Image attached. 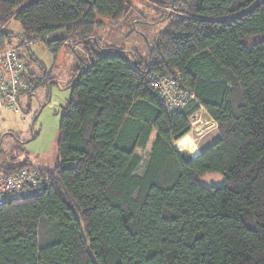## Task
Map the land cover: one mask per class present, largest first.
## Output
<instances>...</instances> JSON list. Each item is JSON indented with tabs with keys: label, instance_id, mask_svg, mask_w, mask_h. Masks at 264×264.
Segmentation results:
<instances>
[{
	"label": "trees",
	"instance_id": "trees-1",
	"mask_svg": "<svg viewBox=\"0 0 264 264\" xmlns=\"http://www.w3.org/2000/svg\"><path fill=\"white\" fill-rule=\"evenodd\" d=\"M142 1L167 22L146 60L94 35L132 0H0V52L19 48L21 94L43 84L33 42L81 44L85 66L68 85L55 165L0 164L49 177L0 206V264H264V0ZM155 75L179 79L186 104L170 108ZM199 110L219 137L186 163L175 144ZM212 173L222 182L201 181Z\"/></svg>",
	"mask_w": 264,
	"mask_h": 264
},
{
	"label": "rangeland",
	"instance_id": "rangeland-1",
	"mask_svg": "<svg viewBox=\"0 0 264 264\" xmlns=\"http://www.w3.org/2000/svg\"><path fill=\"white\" fill-rule=\"evenodd\" d=\"M132 4L131 12L121 24L107 22L96 28L94 35L102 47L124 49L130 58L135 52L138 59L146 60L150 43L154 42L167 22L158 20L161 13L155 12L142 0H132ZM6 26L15 35L23 33L24 28L16 19H11ZM69 43L55 52L45 42H33L25 51L35 77H40L43 84L32 88L30 93L21 94L18 110L0 111V164L17 158L21 161L28 159L45 168L55 165L59 127L71 95L68 85L73 79L74 68H85L80 61L84 57L82 45ZM48 79L51 81L46 83ZM154 136L155 132L149 146ZM218 137L215 121L204 110H199L193 115L191 132L181 139L186 148L177 142L175 146L179 151L186 149L196 156ZM201 181L212 185L222 182V175L207 174Z\"/></svg>",
	"mask_w": 264,
	"mask_h": 264
},
{
	"label": "built area",
	"instance_id": "built-area-1",
	"mask_svg": "<svg viewBox=\"0 0 264 264\" xmlns=\"http://www.w3.org/2000/svg\"><path fill=\"white\" fill-rule=\"evenodd\" d=\"M0 65L3 68L0 72V110H18L21 93L25 89L24 81L20 77L25 66L19 58V48L12 46L0 52ZM152 81L167 98L170 108L180 109L186 104L188 93L181 90L179 92V79L155 75ZM48 181L49 177L35 168H24L10 175L0 172V206L9 200L41 192L42 185Z\"/></svg>",
	"mask_w": 264,
	"mask_h": 264
},
{
	"label": "water",
	"instance_id": "water-1",
	"mask_svg": "<svg viewBox=\"0 0 264 264\" xmlns=\"http://www.w3.org/2000/svg\"><path fill=\"white\" fill-rule=\"evenodd\" d=\"M179 153H180V156L183 159V161L186 162V163L191 162L195 158L186 149L180 150Z\"/></svg>",
	"mask_w": 264,
	"mask_h": 264
},
{
	"label": "bare ground",
	"instance_id": "bare-ground-1",
	"mask_svg": "<svg viewBox=\"0 0 264 264\" xmlns=\"http://www.w3.org/2000/svg\"><path fill=\"white\" fill-rule=\"evenodd\" d=\"M178 144L181 145V146H183V148H186V147H185V144H184L183 141L179 140ZM191 155H192L193 157H195V156L192 154V152H191Z\"/></svg>",
	"mask_w": 264,
	"mask_h": 264
},
{
	"label": "crops",
	"instance_id": "crops-1",
	"mask_svg": "<svg viewBox=\"0 0 264 264\" xmlns=\"http://www.w3.org/2000/svg\"><path fill=\"white\" fill-rule=\"evenodd\" d=\"M192 154H193V152H192ZM195 156V155H194Z\"/></svg>",
	"mask_w": 264,
	"mask_h": 264
}]
</instances>
